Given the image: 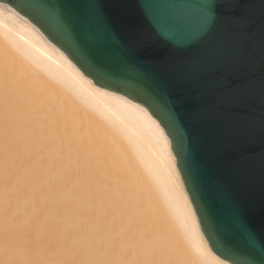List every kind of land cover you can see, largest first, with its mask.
Masks as SVG:
<instances>
[{"label":"bare ground","instance_id":"6f19581e","mask_svg":"<svg viewBox=\"0 0 264 264\" xmlns=\"http://www.w3.org/2000/svg\"><path fill=\"white\" fill-rule=\"evenodd\" d=\"M44 82L107 135L52 115ZM190 263L233 264L210 246L164 127L0 1V264Z\"/></svg>","mask_w":264,"mask_h":264},{"label":"water","instance_id":"95a60500","mask_svg":"<svg viewBox=\"0 0 264 264\" xmlns=\"http://www.w3.org/2000/svg\"><path fill=\"white\" fill-rule=\"evenodd\" d=\"M171 139L213 251L264 264V0H0Z\"/></svg>","mask_w":264,"mask_h":264},{"label":"rangeland","instance_id":"374dc122","mask_svg":"<svg viewBox=\"0 0 264 264\" xmlns=\"http://www.w3.org/2000/svg\"><path fill=\"white\" fill-rule=\"evenodd\" d=\"M42 87V92L44 94L46 93V95L48 94L52 96V98L59 104L58 109H60V111H51L52 115L65 117L71 116L76 121H78L79 129L82 131L86 130L95 135H103V132L106 133V131L102 127H100L97 122L93 121V119H91L89 116V118L87 116H84L79 110L75 108V106L71 105L67 100H65L64 96L59 91L56 92L54 88H51L49 84L45 82L42 84ZM105 135H107V133Z\"/></svg>","mask_w":264,"mask_h":264}]
</instances>
